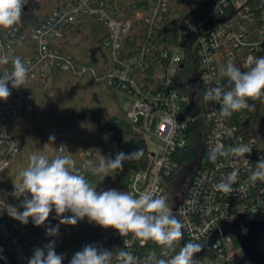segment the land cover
<instances>
[{
	"label": "built area",
	"instance_id": "2783aa9c",
	"mask_svg": "<svg viewBox=\"0 0 264 264\" xmlns=\"http://www.w3.org/2000/svg\"><path fill=\"white\" fill-rule=\"evenodd\" d=\"M55 1L56 8L50 16L32 31L33 46L26 47L20 54V23L29 15L34 2L28 0L21 22L10 29L0 28V56H8L10 60L20 57L29 67L28 79L46 76L53 68H58L78 78L89 77L95 82L103 78L109 84L117 83L131 98L127 117L141 124L146 138L151 133V120L156 119V127L151 135L162 144L159 152H151L152 161L148 169L131 170L125 191L134 195L154 191L156 195L166 198L183 224V239L179 243L191 241L202 245V251L194 257V264H258L243 256L233 242L234 236L224 234V231L239 215H244L246 221H262L259 213L260 208L264 207V182L253 183L249 177L256 163L264 158V142L254 135L247 138L244 135L246 130L235 124L232 116L221 118L218 114L219 104L204 102L202 96L191 101L189 97L180 95L177 80L186 56L192 51L198 58L204 93L210 86L225 83L220 69L229 60L242 68L249 55L264 56V0L211 1L194 21L185 22L182 37L159 53L154 51V46L158 24L167 10V0H144L134 4L136 18L144 29L134 49L124 44L131 31V23L111 3L104 0ZM87 15L95 16L108 31L103 42L104 60L108 63L103 76L99 73V65L77 62L66 50L57 46L65 29ZM4 67L10 68L11 63L0 65V73ZM8 86L10 96L7 100H0V174L15 159L20 146L14 131L6 126L8 118L29 116L38 111L33 93L27 86L18 89L10 84ZM190 103L202 106L203 111L189 108ZM248 103L255 104L264 132V98L249 100ZM202 115L211 124L205 140L207 149L211 151L217 144L225 149L240 143L247 144L252 148L251 153L245 155L249 164L244 163L243 157H220L213 167L201 171L186 189L173 198L166 191V178L174 170L172 154L187 145L189 129ZM249 116L240 114L241 123ZM234 168L239 169V176L233 185V192L225 195L215 191L213 185ZM17 183L19 177L14 186ZM97 190L102 189L97 187ZM6 206L14 205L4 203L0 197V264H28L17 246V238L10 237L6 229ZM78 222L92 224L87 218ZM8 239H11L9 247L6 246ZM149 243L154 242L142 243L131 234L121 237L116 230L108 228L93 237L82 239L78 246L82 250L85 245L96 244L114 253L124 248L131 251L140 264H146L145 258L153 251L148 248ZM114 264H119L115 255Z\"/></svg>",
	"mask_w": 264,
	"mask_h": 264
},
{
	"label": "trees",
	"instance_id": "16d2710c",
	"mask_svg": "<svg viewBox=\"0 0 264 264\" xmlns=\"http://www.w3.org/2000/svg\"><path fill=\"white\" fill-rule=\"evenodd\" d=\"M104 1L111 3L117 12L130 21L131 31L124 44L134 49L144 31L142 23L136 18L137 9L134 4L144 0ZM211 1L213 0H167V10L158 24L154 51L159 53L173 46L182 37L185 22L194 21ZM55 8V0H34L29 15L20 23V54H23L26 47L33 46L32 31L40 26ZM107 35L108 31L103 23L95 16L87 15L65 29L63 37L57 41V46L66 50L77 62L99 65V73L103 76L105 66L108 65L104 60L106 54L103 44ZM26 86L33 93L38 111L29 116H12L6 122V126L12 129L19 139L20 146L15 159L0 174V197L4 203L14 205L21 212L24 210L20 206L24 197H18L13 186L19 173L27 167L29 156L34 152L52 157L57 154L56 149L63 147L64 154L70 153L76 161L77 169L102 190L112 188L125 191L132 169L146 170L150 167L152 158L146 135L141 124L131 121L123 110L121 99L125 92L117 83L109 84L103 78L95 82L89 77L78 78L53 68L46 76L28 79ZM177 89L180 95L189 97L191 101L198 100L204 94L199 62L194 51L186 56L184 68L179 71ZM201 107L189 104V108L196 109L197 112L203 111ZM240 114H250L243 124L239 118ZM231 116L235 124L246 130L244 135L247 138L254 135L264 142L259 112L242 110ZM210 129L211 124L202 115L195 126L189 129L187 145L176 149L172 154L174 170L166 178V191L171 197L179 194L175 193V185L183 172L186 189L201 171L213 167L214 163L208 159L210 151L205 142ZM51 136L55 139L50 142ZM140 148L143 149V156L139 160L126 161L122 171H110L103 181L92 176L84 168L86 160L98 164L101 156L114 158L121 151L131 153ZM259 215L264 221V207L260 208ZM5 218L9 236L17 238V246L27 261L34 249L43 248L53 240L56 253L64 254L66 258L71 246H78L82 239L106 230L95 223L60 225L55 211H52L48 221L39 227L32 223L31 218L27 225L13 219L8 212H5ZM57 225L59 234L48 236L46 228ZM243 232L246 233V230ZM232 239L246 257L235 237ZM182 246L183 244L179 243L177 251ZM148 248H152L157 254L160 252V247L155 243H149ZM258 251L264 260V237Z\"/></svg>",
	"mask_w": 264,
	"mask_h": 264
},
{
	"label": "clouds",
	"instance_id": "9594fccd",
	"mask_svg": "<svg viewBox=\"0 0 264 264\" xmlns=\"http://www.w3.org/2000/svg\"><path fill=\"white\" fill-rule=\"evenodd\" d=\"M28 0H0V28L10 29L21 22L24 6ZM195 30V29H193ZM4 67L0 73V100H7L12 88L25 87L29 67L20 57L10 58L0 56V65ZM243 69V71H242ZM224 84L210 86L203 94L204 102L219 104V116L231 117L242 110L255 111V104L248 103L264 98V56L249 55L243 67H237L231 60L220 69ZM55 137H49L50 142ZM252 148L244 143L225 149L217 144L208 155L211 162L218 158H245ZM56 155L32 153L28 158L27 167L19 173V183L15 187L17 196H23L21 207L6 206L8 214L15 220L27 225L32 223L39 227L48 221L54 210L60 225L75 226L78 221L87 218L89 223H95L104 229L112 228L121 237L131 236L143 242L152 241L160 247V252L152 251L145 258L146 264H194V257L202 251V245L186 242L177 251L178 243L183 239V224L177 219L173 209L164 196L155 192L133 194L118 189L97 190L84 174L76 167V161L69 153L64 154V148L56 149ZM143 156L140 148L131 153L119 152L112 157L101 156L98 164L86 160L84 168L92 176L101 181L110 171L123 170L126 161L139 160ZM239 169L234 168L219 183L213 185L215 191L229 195L237 182ZM250 181L264 182V158L255 165V170L249 177ZM71 215H64L65 213ZM46 234L50 237L59 234V225L48 226ZM119 264H140L138 258L131 252L121 248L117 252L109 251L96 244H88L76 252L69 264H113V258ZM64 254H57L55 241L33 250L28 264H63Z\"/></svg>",
	"mask_w": 264,
	"mask_h": 264
},
{
	"label": "water",
	"instance_id": "95a60500",
	"mask_svg": "<svg viewBox=\"0 0 264 264\" xmlns=\"http://www.w3.org/2000/svg\"><path fill=\"white\" fill-rule=\"evenodd\" d=\"M243 229L247 232L244 233ZM224 234H231L235 237L244 254L253 262L264 264V260L258 251V246L264 237V221H246L244 215H239ZM11 239L6 241L9 247Z\"/></svg>",
	"mask_w": 264,
	"mask_h": 264
},
{
	"label": "rangeland",
	"instance_id": "374dc122",
	"mask_svg": "<svg viewBox=\"0 0 264 264\" xmlns=\"http://www.w3.org/2000/svg\"><path fill=\"white\" fill-rule=\"evenodd\" d=\"M122 108L124 111H128L130 108V104H131V98L129 96H127L126 94L122 95ZM156 119H152L150 122V130L151 133L147 134V144L148 147L150 149L151 152H159L162 144L161 142L154 136H152L151 134L154 132L155 127H156ZM185 184H186V179H185V174L184 172L181 174V176L178 178V180L176 181V185H175V193H180L185 189ZM81 248L79 246H71L68 252L67 257L64 260L65 264H69L70 259L72 258V256L80 251Z\"/></svg>",
	"mask_w": 264,
	"mask_h": 264
}]
</instances>
